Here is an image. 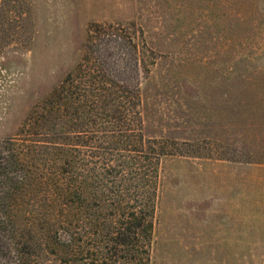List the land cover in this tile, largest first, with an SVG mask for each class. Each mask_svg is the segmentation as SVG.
<instances>
[{"label":"rangeland","instance_id":"rangeland-1","mask_svg":"<svg viewBox=\"0 0 264 264\" xmlns=\"http://www.w3.org/2000/svg\"><path fill=\"white\" fill-rule=\"evenodd\" d=\"M94 22L151 52L145 132L183 149L150 264H264V0H0V138L28 132Z\"/></svg>","mask_w":264,"mask_h":264},{"label":"trees","instance_id":"trees-1","mask_svg":"<svg viewBox=\"0 0 264 264\" xmlns=\"http://www.w3.org/2000/svg\"><path fill=\"white\" fill-rule=\"evenodd\" d=\"M151 57L92 23L28 132L0 138V264L151 263L162 163L183 153L145 132Z\"/></svg>","mask_w":264,"mask_h":264}]
</instances>
